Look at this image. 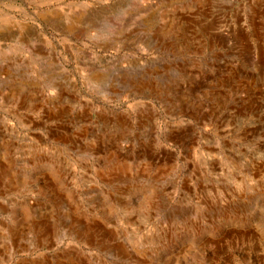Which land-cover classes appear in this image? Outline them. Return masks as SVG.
Segmentation results:
<instances>
[{
    "label": "rangeland",
    "instance_id": "obj_1",
    "mask_svg": "<svg viewBox=\"0 0 264 264\" xmlns=\"http://www.w3.org/2000/svg\"><path fill=\"white\" fill-rule=\"evenodd\" d=\"M0 264H264V0H0Z\"/></svg>",
    "mask_w": 264,
    "mask_h": 264
}]
</instances>
